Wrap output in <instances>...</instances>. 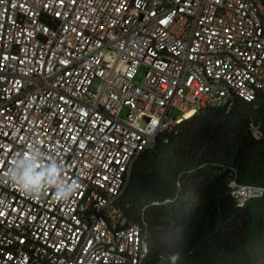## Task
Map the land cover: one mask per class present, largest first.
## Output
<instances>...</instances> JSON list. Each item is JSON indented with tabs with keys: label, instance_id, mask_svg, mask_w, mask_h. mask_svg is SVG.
<instances>
[{
	"label": "built area",
	"instance_id": "2783aa9c",
	"mask_svg": "<svg viewBox=\"0 0 264 264\" xmlns=\"http://www.w3.org/2000/svg\"><path fill=\"white\" fill-rule=\"evenodd\" d=\"M259 95L264 0H0V264H141L144 223L118 206L135 158L187 112ZM34 148L77 185L70 199L8 180ZM228 187L237 208L264 194Z\"/></svg>",
	"mask_w": 264,
	"mask_h": 264
},
{
	"label": "trees",
	"instance_id": "16d2710c",
	"mask_svg": "<svg viewBox=\"0 0 264 264\" xmlns=\"http://www.w3.org/2000/svg\"><path fill=\"white\" fill-rule=\"evenodd\" d=\"M256 103L204 107L135 158L118 206L126 224L144 223L141 264H264V194L237 208L228 187H264V96Z\"/></svg>",
	"mask_w": 264,
	"mask_h": 264
},
{
	"label": "clouds",
	"instance_id": "9594fccd",
	"mask_svg": "<svg viewBox=\"0 0 264 264\" xmlns=\"http://www.w3.org/2000/svg\"><path fill=\"white\" fill-rule=\"evenodd\" d=\"M7 178L33 199L51 189L57 200L66 201L77 191L75 183L64 179L63 166L57 160H45L44 153L38 148L29 150L27 154L21 153L10 166Z\"/></svg>",
	"mask_w": 264,
	"mask_h": 264
},
{
	"label": "rangeland",
	"instance_id": "374dc122",
	"mask_svg": "<svg viewBox=\"0 0 264 264\" xmlns=\"http://www.w3.org/2000/svg\"><path fill=\"white\" fill-rule=\"evenodd\" d=\"M143 72H144V68L140 67V69L138 71V74H137V76H136V78L134 80L135 82L140 81ZM177 114H178V112L175 109H172L171 112H170V117H175Z\"/></svg>",
	"mask_w": 264,
	"mask_h": 264
},
{
	"label": "bare ground",
	"instance_id": "6f19581e",
	"mask_svg": "<svg viewBox=\"0 0 264 264\" xmlns=\"http://www.w3.org/2000/svg\"><path fill=\"white\" fill-rule=\"evenodd\" d=\"M191 116H193V112L192 111L186 113V118H190Z\"/></svg>",
	"mask_w": 264,
	"mask_h": 264
}]
</instances>
